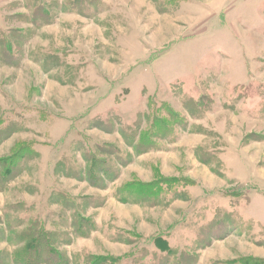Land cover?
<instances>
[{
  "label": "rangeland",
  "instance_id": "rangeland-1",
  "mask_svg": "<svg viewBox=\"0 0 264 264\" xmlns=\"http://www.w3.org/2000/svg\"><path fill=\"white\" fill-rule=\"evenodd\" d=\"M32 221L71 264H264V0H0V264Z\"/></svg>",
  "mask_w": 264,
  "mask_h": 264
},
{
  "label": "trees",
  "instance_id": "trees-1",
  "mask_svg": "<svg viewBox=\"0 0 264 264\" xmlns=\"http://www.w3.org/2000/svg\"><path fill=\"white\" fill-rule=\"evenodd\" d=\"M153 184L147 185L150 186L149 191L144 190L146 194L150 195V198L155 196L153 187L157 183ZM120 194L122 195V193ZM125 194L127 195V193ZM20 241L23 243L12 251V261L15 264H71L66 253L58 247L54 233L45 230L35 221L30 222L26 229L25 239ZM103 259H99L102 260L99 263H103ZM90 264L95 263L92 261Z\"/></svg>",
  "mask_w": 264,
  "mask_h": 264
}]
</instances>
